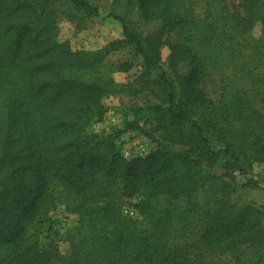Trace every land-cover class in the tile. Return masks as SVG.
Returning a JSON list of instances; mask_svg holds the SVG:
<instances>
[{"label":"trees","instance_id":"1","mask_svg":"<svg viewBox=\"0 0 264 264\" xmlns=\"http://www.w3.org/2000/svg\"><path fill=\"white\" fill-rule=\"evenodd\" d=\"M57 1L0 0V264H264V201L232 199L211 172L264 163V0L230 12L226 0H205L204 16L184 0H131L158 29L143 34L112 13L124 38L95 51L58 38ZM63 2L98 14L88 0ZM121 43L156 75L166 105L150 109L154 130L175 148L129 159L117 135L90 129L113 91L100 68ZM237 54L231 88L212 100L208 70ZM139 128L123 118L119 131ZM241 188L264 192L249 178ZM136 196V216L124 215L122 200ZM58 204L77 217L67 255L39 238Z\"/></svg>","mask_w":264,"mask_h":264},{"label":"rangeland","instance_id":"2","mask_svg":"<svg viewBox=\"0 0 264 264\" xmlns=\"http://www.w3.org/2000/svg\"><path fill=\"white\" fill-rule=\"evenodd\" d=\"M186 4L192 5L193 9L204 16L208 13L205 0H184ZM88 2L98 9L97 15L86 14L80 10L73 9L65 5L63 0H59L56 13V24L58 27V38L66 40L72 50L95 51L112 41H120L124 38L121 21L113 18L112 13L122 17L135 30L146 34L153 33L158 29V23L147 22L140 16L138 7L131 0H88ZM190 3V4H189ZM226 12L239 10V0H226ZM52 6V8H53ZM253 36L259 37L260 28L257 26ZM175 34L164 33L162 40H173ZM244 51V48L242 49ZM160 63L166 67L169 49L166 44L161 45ZM249 52H247L248 54ZM244 54L245 60H249ZM233 57L232 60H230ZM227 57V64L222 66L213 65L214 69L208 70L204 80L203 88L207 96L216 101L220 96L229 90L237 70L234 68L236 62L241 59L239 54ZM238 58V60H237ZM123 61H129L132 66L127 71H118L115 66ZM105 77L113 81V91L106 94L102 103L106 108L103 119L93 123L90 129L97 133H111L117 135L122 153L128 152L127 158L136 156V152L143 151L146 155L151 150L166 146L175 148L162 141L158 131L154 130L155 125L150 109L153 106L165 107V101L161 87L156 81L154 73L146 74L140 56L134 53L132 48L126 43H121L119 48L109 53L104 59L100 68ZM114 113L118 119L113 122L110 119ZM123 118L136 122L141 128L138 130L119 131L123 126ZM139 128V129H140ZM211 172L218 174L232 188L231 198L237 201L252 202L256 205L264 201L262 190H245L241 185L246 178L256 180L264 186V163H254L252 168L246 173L238 171H228L222 165H216ZM140 196L122 200V206H127L136 210ZM49 221L46 227L39 234L42 243L52 242L62 255L70 253L72 244L78 239L74 233L77 224V217L65 210L64 204L48 213ZM51 226V227H49ZM264 228V220H263Z\"/></svg>","mask_w":264,"mask_h":264},{"label":"built area","instance_id":"3","mask_svg":"<svg viewBox=\"0 0 264 264\" xmlns=\"http://www.w3.org/2000/svg\"><path fill=\"white\" fill-rule=\"evenodd\" d=\"M110 119L113 121V122H116L117 121V119H118V117L114 114V113H112L111 114V116H110ZM143 151L144 150H140L139 149V151L138 152H136L137 154H136V156H144L143 155ZM124 157H128V152H124ZM135 156V157H136ZM122 213L124 214V215H126V216H131V217H135L136 216V210H134V209H132V208H129V207H127V206H122Z\"/></svg>","mask_w":264,"mask_h":264}]
</instances>
